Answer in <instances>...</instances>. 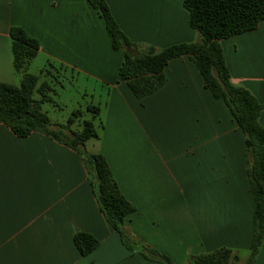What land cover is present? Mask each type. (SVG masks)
Masks as SVG:
<instances>
[{"label": "crops", "instance_id": "1", "mask_svg": "<svg viewBox=\"0 0 264 264\" xmlns=\"http://www.w3.org/2000/svg\"><path fill=\"white\" fill-rule=\"evenodd\" d=\"M105 1L136 45L132 54L200 41L184 0ZM14 27L38 41L36 59L45 66L94 81L90 104L101 113L99 139L86 143L90 155L86 145L75 151L38 132L19 138L0 124V264H161L145 258L142 246L174 264L228 248L245 264L241 251L250 253L255 211L245 135L204 88L194 63L172 60L164 87L139 101L119 79L124 51L112 48L88 0H0V82L14 86L22 79L13 64ZM220 44L232 84L264 105V20ZM259 122L264 127V110ZM94 154L106 158L135 207L123 224L139 242L133 251L95 198L94 171L86 165ZM80 233L99 241L87 256L75 246ZM254 264H264V242Z\"/></svg>", "mask_w": 264, "mask_h": 264}, {"label": "trees", "instance_id": "2", "mask_svg": "<svg viewBox=\"0 0 264 264\" xmlns=\"http://www.w3.org/2000/svg\"><path fill=\"white\" fill-rule=\"evenodd\" d=\"M88 1L105 23L112 48L124 51L119 79L127 84L137 100H143L164 87L167 81L165 68L172 60L188 57L201 74L204 88L229 109L245 135L247 175L255 202L250 255L245 264H254L264 242V127L259 122L264 105L247 89L232 84L220 42L257 29L264 20V0H184L189 26L199 34L200 41L170 46L161 51L147 48L139 54L131 53L136 45L122 32L106 1ZM10 35L14 69L22 79L19 86L0 82V124L19 138L38 132L75 151H80L91 140H98L97 119L101 113L98 105L89 104L85 110L72 111L65 125L51 123L48 113L43 110L45 103H54L50 82L42 80L44 70L39 75L28 72L39 54V43L21 28H12ZM87 113L91 118L83 120ZM75 124L81 130L72 129ZM56 126L59 129H54ZM86 165L94 171L95 181L91 184L101 212L119 233L124 245L133 251V246L139 242L126 235L123 224L135 212V207L120 192L102 154L91 155ZM74 242L82 256L91 254L99 246L95 237L85 233L77 234ZM141 254L161 264H174L147 246H142ZM191 260L194 264H237L240 259L231 249L221 248L210 254L192 256Z\"/></svg>", "mask_w": 264, "mask_h": 264}, {"label": "rangeland", "instance_id": "3", "mask_svg": "<svg viewBox=\"0 0 264 264\" xmlns=\"http://www.w3.org/2000/svg\"><path fill=\"white\" fill-rule=\"evenodd\" d=\"M35 59L32 61L28 72L39 75L44 70V78L42 80H48L53 89L51 96L54 99V103H45L43 110L48 113L53 125H65L72 111L85 110L87 105L90 104L91 96L97 91L95 82L87 81L83 78L77 79L70 72L59 69V66L53 64V66H45V61L39 58ZM85 93L88 95L85 96ZM90 118V113H87L83 120H89ZM80 128L78 124H75L72 129L81 130ZM54 129L59 128L56 126ZM83 151L85 154L90 155L93 152L92 143H88ZM241 252L242 259L247 261L250 253Z\"/></svg>", "mask_w": 264, "mask_h": 264}]
</instances>
